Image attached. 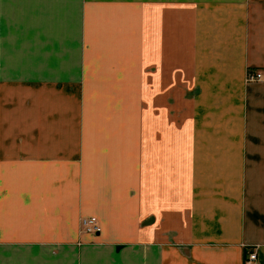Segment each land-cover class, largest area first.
<instances>
[{
  "label": "crops",
  "instance_id": "obj_1",
  "mask_svg": "<svg viewBox=\"0 0 264 264\" xmlns=\"http://www.w3.org/2000/svg\"><path fill=\"white\" fill-rule=\"evenodd\" d=\"M249 69L264 0H0V264H264Z\"/></svg>",
  "mask_w": 264,
  "mask_h": 264
},
{
  "label": "built area",
  "instance_id": "obj_2",
  "mask_svg": "<svg viewBox=\"0 0 264 264\" xmlns=\"http://www.w3.org/2000/svg\"><path fill=\"white\" fill-rule=\"evenodd\" d=\"M247 82H259L264 81V71L258 69H249L246 73ZM81 229L87 233H99L100 226L96 217L88 216L83 217L80 221ZM243 264H258V254L256 246H250L246 248V255Z\"/></svg>",
  "mask_w": 264,
  "mask_h": 264
}]
</instances>
